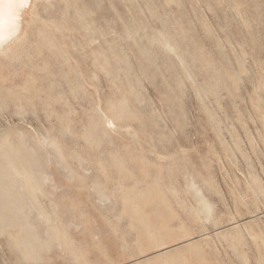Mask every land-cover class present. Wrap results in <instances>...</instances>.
Masks as SVG:
<instances>
[{"label":"rangeland","instance_id":"rangeland-1","mask_svg":"<svg viewBox=\"0 0 264 264\" xmlns=\"http://www.w3.org/2000/svg\"><path fill=\"white\" fill-rule=\"evenodd\" d=\"M37 13L0 67V138L31 173L27 252L0 230V264H264V0Z\"/></svg>","mask_w":264,"mask_h":264},{"label":"bare ground","instance_id":"bare-ground-1","mask_svg":"<svg viewBox=\"0 0 264 264\" xmlns=\"http://www.w3.org/2000/svg\"><path fill=\"white\" fill-rule=\"evenodd\" d=\"M58 1L59 0H0V57L3 58V62L0 60V67L3 68V70H6L7 68H9V66H12L20 58V56H22L21 53L24 52L25 50L28 51V48L31 46L32 41L30 40L32 39L33 33L36 32V29H32L33 28L32 26H35L38 23V13H37L38 8L41 5H44V7L46 8L53 7L54 4ZM167 45H169V43ZM168 48L170 49L169 46ZM7 63L10 65L7 66L6 65ZM111 121L108 122L109 125L114 124ZM23 138H21L20 140H22ZM35 138L37 137H34V139ZM41 138L43 137L41 136ZM0 140H1L0 141V230L2 232L9 231L8 237L13 243H15L16 248H18L19 251L22 252V254L24 255L25 251L27 252V247H28L27 246V243H28L27 242V236H28L27 235V228H28V215H27L28 195L27 193H28V190L27 189H28V182H29V178L31 174L28 168L29 160L27 161L26 157H24L22 154L18 152L15 153L12 151V148L10 146L11 142L9 140V135L5 134L2 138H0ZM23 142L25 141L23 140ZM38 149H37V152H38ZM195 187L196 186L194 185V188ZM196 193L200 195L201 191H197ZM204 202H205L204 198L199 197V203L200 204L208 203V201L206 203ZM156 203H159V202H156ZM206 206H207V211H208V205L206 204ZM197 211H200V210L197 209ZM198 213L201 214V212H198ZM151 214L149 215L151 216ZM208 215H211V214L209 213ZM206 221H208V219ZM12 230H15L16 233L11 234L10 232ZM236 240L240 241V239L239 240L236 239Z\"/></svg>","mask_w":264,"mask_h":264}]
</instances>
